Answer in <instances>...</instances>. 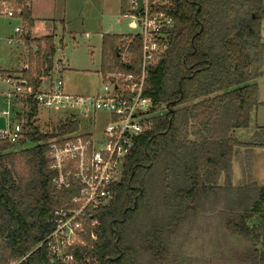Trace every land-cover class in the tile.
Masks as SVG:
<instances>
[{
    "label": "trees",
    "instance_id": "trees-1",
    "mask_svg": "<svg viewBox=\"0 0 264 264\" xmlns=\"http://www.w3.org/2000/svg\"><path fill=\"white\" fill-rule=\"evenodd\" d=\"M122 9L127 14V5ZM167 12L175 26L146 89L166 111L136 141L112 202L84 221L73 264H264V239L260 247L259 227L250 225L255 217L264 222V186L252 181L250 153L264 140L234 138L260 105L263 0H175ZM24 18L29 60L19 74L38 92L53 75L57 47L52 36L32 39L30 9ZM128 39L103 36L104 78L140 72L141 42ZM26 104L31 130L21 145L35 146L13 151L0 141V264L33 251L55 229L56 213L74 209L77 194L54 188L47 142L78 125L43 134L33 98ZM239 149L251 163L249 181L236 186ZM24 264L60 263L39 248Z\"/></svg>",
    "mask_w": 264,
    "mask_h": 264
},
{
    "label": "built area",
    "instance_id": "built-area-1",
    "mask_svg": "<svg viewBox=\"0 0 264 264\" xmlns=\"http://www.w3.org/2000/svg\"><path fill=\"white\" fill-rule=\"evenodd\" d=\"M174 1L128 0L129 26L138 30L136 35H128V41L141 42V70L107 76L94 96L69 95L62 80L54 77L38 92L28 87L19 75L5 79V85L12 87L5 95L7 105L17 98L27 110L26 102L33 98L38 111L69 112L68 119L62 123L78 125V131L58 135L47 142L53 186L57 191L76 189L77 194L72 199L74 209L57 212L55 229L33 251L10 264H24L39 248L47 251L52 263L73 264L72 250L82 243L84 221L114 199L115 186L122 179L136 141L151 130L152 120L166 111L146 96V89L149 70L169 46L175 22L167 11ZM29 7L30 0H0V20L14 23V35L7 38L9 46L25 42L29 24L24 18V10ZM136 10H140L139 13L135 14ZM97 115L106 118L99 119ZM0 116L6 117V129H0V141L18 145L31 130L27 119L26 124L9 122V110L2 111ZM82 124L92 130L79 133Z\"/></svg>",
    "mask_w": 264,
    "mask_h": 264
},
{
    "label": "rangeland",
    "instance_id": "rangeland-1",
    "mask_svg": "<svg viewBox=\"0 0 264 264\" xmlns=\"http://www.w3.org/2000/svg\"><path fill=\"white\" fill-rule=\"evenodd\" d=\"M122 0H40L37 14H47L52 19L61 20L63 14L66 16L68 35L66 37V48L63 58L66 71L62 72V66L57 64L54 67L53 77L61 79L66 92L73 96H94L103 85L101 76L97 73L100 67L101 42L104 34L111 35H136L138 30L129 27L130 18L124 14L121 8ZM123 4L129 8L128 0H123ZM264 6V0H263ZM55 22V21H53ZM56 23V22H55ZM11 24V25H10ZM14 23L0 20V76L5 79L9 76L19 74L21 69L26 67L28 62V51L25 45V54L22 44L9 46L7 38L12 37ZM60 27V22L59 26ZM262 36L264 43V21L262 24ZM50 37V36H47ZM55 41V37L52 36ZM57 47V46H56ZM58 50V47H57ZM19 60L17 61V58ZM24 66V67H23ZM10 68V69H8ZM58 69V70H57ZM263 74L256 80L259 88L260 105L251 114V124L248 129L237 130L234 138L243 144H250L253 141L261 142L264 140V57ZM12 87L4 85L0 96V113L4 110L10 111L9 122H24L26 124V110L23 108L22 100L14 98L7 105L6 94ZM69 112L55 109H40L38 115L39 131L43 134L56 132L57 129L69 117ZM105 115H97L99 119L106 118ZM92 129L82 124L79 133H87ZM256 132L261 134L254 138ZM263 138V139H262ZM23 138L18 145H14L13 151L32 148L35 144L27 143L21 145ZM244 149H239L233 164L234 185H242L249 181V165ZM244 153V154H243ZM252 160V181L259 186H264V148L255 147L251 149ZM249 163V164H248ZM247 164V166H246ZM251 182V181H250ZM250 225L259 227L260 240L259 246L262 247L264 239V222L261 218L255 217L250 221Z\"/></svg>",
    "mask_w": 264,
    "mask_h": 264
},
{
    "label": "crops",
    "instance_id": "crops-1",
    "mask_svg": "<svg viewBox=\"0 0 264 264\" xmlns=\"http://www.w3.org/2000/svg\"><path fill=\"white\" fill-rule=\"evenodd\" d=\"M39 1L40 0H30V6L31 7H29V9L31 11L32 20H33V22L35 24L33 26L32 30H31L32 39H34V41H35V40H39V39L45 38L47 36H54L55 37V45L58 47V50H57V53H56V56H55L54 67L56 66V64H57V67L58 66H62L61 68H62L63 71L60 72V73L64 74V72L66 71V67H65V64H64L65 60L63 58L64 57L63 54H64V50H65V48L67 46L66 45V43H67L66 42V37L68 35V30L66 28V26H67L66 25L67 24L66 16H65V14H63V16H62L63 19L55 20V19H52L51 18L52 16L48 15V13L47 14H37L36 7H38ZM122 5H123V0L121 1V8H122ZM53 21H55L56 23L53 22ZM59 22H60V27H58L59 26ZM105 35H111V34H104L103 36H105ZM103 36H102V41H103ZM102 44H101V58H100L101 62H102ZM24 46H25V44L23 43L21 45V47H20V48H23V53L19 55V57H21V58L25 54V47ZM19 57L17 58V61L19 60ZM101 62H100V67H99V70L97 71V73L101 76V78H103L102 82H104L105 78L102 76V73H101ZM8 69H10V68H8ZM3 70H7V69H3ZM3 70H0V72L3 71ZM55 72H56V69H55L54 73ZM15 75L16 76H18V75L21 76L20 74H15ZM4 81H5V79H2L1 76H0V96L2 94V92H1L2 87L5 85Z\"/></svg>",
    "mask_w": 264,
    "mask_h": 264
},
{
    "label": "water",
    "instance_id": "water-1",
    "mask_svg": "<svg viewBox=\"0 0 264 264\" xmlns=\"http://www.w3.org/2000/svg\"><path fill=\"white\" fill-rule=\"evenodd\" d=\"M140 10H136L135 14L139 13ZM0 129H6V117L5 116H0Z\"/></svg>",
    "mask_w": 264,
    "mask_h": 264
}]
</instances>
